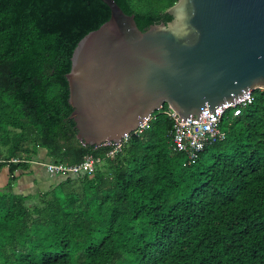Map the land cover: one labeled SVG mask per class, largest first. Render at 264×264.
<instances>
[{
  "label": "trees",
  "instance_id": "trees-1",
  "mask_svg": "<svg viewBox=\"0 0 264 264\" xmlns=\"http://www.w3.org/2000/svg\"><path fill=\"white\" fill-rule=\"evenodd\" d=\"M175 0H115L146 20ZM102 0H0V166L24 169L38 148L53 162L94 158L41 192L0 188V264H264V88L228 108L223 137L193 159L173 150L166 103L119 149L47 134L64 111L49 70L107 19ZM15 158V159H13Z\"/></svg>",
  "mask_w": 264,
  "mask_h": 264
},
{
  "label": "water",
  "instance_id": "water-1",
  "mask_svg": "<svg viewBox=\"0 0 264 264\" xmlns=\"http://www.w3.org/2000/svg\"><path fill=\"white\" fill-rule=\"evenodd\" d=\"M102 1L107 19L49 70L63 82L64 111L45 117L54 138L68 121L88 147L116 143L163 103L198 120L264 85V0H175L156 21Z\"/></svg>",
  "mask_w": 264,
  "mask_h": 264
},
{
  "label": "built area",
  "instance_id": "built-area-1",
  "mask_svg": "<svg viewBox=\"0 0 264 264\" xmlns=\"http://www.w3.org/2000/svg\"><path fill=\"white\" fill-rule=\"evenodd\" d=\"M259 88H264V85ZM251 90L248 88L247 93L235 100H228L218 109L204 112L198 120L196 119V113H192V115L182 119L171 107L167 106L164 111L172 120L171 127L169 128L171 148L173 150L183 151L189 159L195 158L207 143L223 137L224 134L218 126L221 115L228 108L249 102L252 97ZM150 115L151 113L144 117L131 131L137 132L145 127ZM126 136L127 133L123 134L121 139L116 143L107 142L112 143V147L107 151V154L112 155L116 149H119L122 140ZM93 162L94 158L92 156L85 155L82 161L78 163L65 164L48 160L42 161L41 164L48 173L66 175L81 171L91 174Z\"/></svg>",
  "mask_w": 264,
  "mask_h": 264
},
{
  "label": "crops",
  "instance_id": "crops-1",
  "mask_svg": "<svg viewBox=\"0 0 264 264\" xmlns=\"http://www.w3.org/2000/svg\"><path fill=\"white\" fill-rule=\"evenodd\" d=\"M48 160L50 158L45 155L44 149L38 148L24 169L16 168L13 170V179H11L7 165L0 166V188H5L7 185V189L15 192L32 193L37 186L35 183L40 184V179L43 181L41 185H45V180H47L46 186L40 188H48L52 181L63 176L61 174H49L45 171L41 162Z\"/></svg>",
  "mask_w": 264,
  "mask_h": 264
},
{
  "label": "rangeland",
  "instance_id": "rangeland-1",
  "mask_svg": "<svg viewBox=\"0 0 264 264\" xmlns=\"http://www.w3.org/2000/svg\"><path fill=\"white\" fill-rule=\"evenodd\" d=\"M55 174H57V173H55ZM59 179H61V178H59ZM59 179H56V180L52 181L51 182L52 184L50 186H54L57 183V181H59ZM40 181H41L40 184L35 183L38 187L36 186V188L33 189V192L32 193H35L36 194V192H41L42 190H44L43 188L41 189L40 187H45L46 184H47V182H46L47 180H45V185H41L43 183V181L41 179H40ZM6 187H7V185H6Z\"/></svg>",
  "mask_w": 264,
  "mask_h": 264
},
{
  "label": "clouds",
  "instance_id": "clouds-1",
  "mask_svg": "<svg viewBox=\"0 0 264 264\" xmlns=\"http://www.w3.org/2000/svg\"><path fill=\"white\" fill-rule=\"evenodd\" d=\"M44 168V167H43ZM46 171V170H45ZM47 172V171H46ZM49 174H51V173H49Z\"/></svg>",
  "mask_w": 264,
  "mask_h": 264
}]
</instances>
